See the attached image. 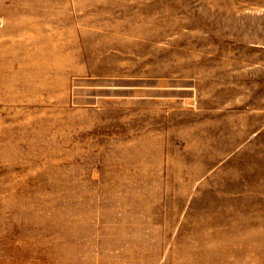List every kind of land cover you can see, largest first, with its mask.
Listing matches in <instances>:
<instances>
[{
  "label": "rangeland",
  "instance_id": "rangeland-1",
  "mask_svg": "<svg viewBox=\"0 0 264 264\" xmlns=\"http://www.w3.org/2000/svg\"><path fill=\"white\" fill-rule=\"evenodd\" d=\"M0 264H264V0H0Z\"/></svg>",
  "mask_w": 264,
  "mask_h": 264
}]
</instances>
